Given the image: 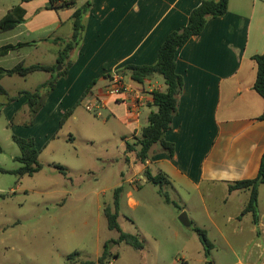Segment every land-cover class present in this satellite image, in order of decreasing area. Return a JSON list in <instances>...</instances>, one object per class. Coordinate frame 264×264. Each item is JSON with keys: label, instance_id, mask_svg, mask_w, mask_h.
<instances>
[{"label": "crops", "instance_id": "0c3cea01", "mask_svg": "<svg viewBox=\"0 0 264 264\" xmlns=\"http://www.w3.org/2000/svg\"><path fill=\"white\" fill-rule=\"evenodd\" d=\"M87 2L92 5L85 18L82 44L72 52L67 76L58 80L35 123L47 126L49 122L56 129L72 107L90 100L101 102V110L110 109L119 116L126 128L133 129L136 139L141 135L138 129L143 110L154 106L152 93L165 91L166 85L159 82L158 76L138 83L123 72L126 92L120 97H109L105 93L109 75L129 65H154L168 35L189 25L191 12L202 0H84L80 6ZM17 6L25 10L24 21L0 34V48L18 43L25 46L0 56V69L23 63L25 67L57 66L58 70L61 66L55 40L71 38L74 9L56 11L50 0H19L11 6L1 5L0 20ZM67 23V36L61 35ZM263 52L264 0H229L227 13L209 19L202 34L192 37L177 52V73L184 85L178 113L165 135L166 141L175 146V156L170 157L157 145L143 165L149 172L156 166L157 174L165 173L173 190L186 188L189 194L195 192L185 205L189 207L192 201V210L199 217L205 216L209 226L197 219V228L208 237L213 230L225 233L226 244L233 248L231 241H238L248 229L251 238L245 246L264 250V183L258 188L257 224L251 213H244L250 191L229 189L231 183L256 179L264 156V120H259L264 113V99L253 89L257 77L253 57ZM50 77L44 71L25 77L3 76L0 85L15 96L20 91H36ZM15 78L28 88H16L11 83ZM6 79L8 86L3 83ZM0 97L3 102L4 97ZM26 100L21 97L5 106L0 117L11 120L27 108ZM76 118L73 113L71 119ZM69 139L75 140L73 135ZM123 139L128 142L127 136ZM217 192L222 196L218 197ZM218 215L223 217L222 223L216 222ZM255 251L253 255L259 252Z\"/></svg>", "mask_w": 264, "mask_h": 264}, {"label": "rangeland", "instance_id": "374dc122", "mask_svg": "<svg viewBox=\"0 0 264 264\" xmlns=\"http://www.w3.org/2000/svg\"><path fill=\"white\" fill-rule=\"evenodd\" d=\"M76 1L77 6L84 2ZM17 2L0 0V7ZM67 29L70 23L60 34L66 35ZM157 79L165 86L162 77ZM3 83L8 86V79ZM11 83L16 88H28L19 78ZM156 110L155 106L143 110L138 133L148 125L149 112ZM74 113L76 119L70 117L61 127L63 116L56 129L49 122L47 126L35 120L31 123L28 108L11 120L0 117V169L22 167L15 161L20 149L13 136L34 140L42 167L32 176L0 170V264L97 261L106 244L112 255H118L108 264H264L262 248L245 246L251 238L248 229L238 241H231L234 248L226 244L225 233L214 230L208 237L213 248L202 243L196 220L209 227L208 220L192 210V201L189 207L185 205L196 193L167 186L165 191L175 205L167 204L159 187L147 182L146 169L136 154H126L123 137L127 136L131 144L136 140L133 129L126 128L119 116L110 109L88 111L86 104H79ZM71 135L75 140L69 139ZM150 172L157 174V167H151ZM118 187L123 191L116 205ZM217 196L221 197V192ZM131 200L136 204L131 205ZM107 208L118 212L121 231L137 236L143 249L112 242L120 233L109 228ZM184 212L192 223L190 227L179 219ZM215 219L223 222L221 215ZM255 250L259 252L253 255Z\"/></svg>", "mask_w": 264, "mask_h": 264}, {"label": "trees", "instance_id": "16d2710c", "mask_svg": "<svg viewBox=\"0 0 264 264\" xmlns=\"http://www.w3.org/2000/svg\"><path fill=\"white\" fill-rule=\"evenodd\" d=\"M22 1L31 2L34 0ZM50 3L51 8L56 11L74 9L71 17L73 21V33L71 38H59L55 40V43L59 46L58 65L62 67V70L58 71L57 66L48 67L43 65H33L25 67L23 63L16 65L12 69H0V78L3 76L14 75L25 77L37 71L49 72L51 74V77L34 92L20 91L15 96H11L8 91L0 85V96L5 99L0 103V111L10 103L18 101L21 97H26V106L29 110L31 123L43 107L46 98L56 89L58 80L67 76L69 69L72 66V62L70 61L71 54L82 44L83 34L86 28L85 18L92 5L90 2H87L78 7L77 1L57 5V0H50ZM228 6L229 0H202L201 4L191 12L189 25L181 31L173 32L168 35L159 50L158 60L154 65H129L119 71L120 73L127 72L131 75V78L138 83H144L147 79L160 76L164 79L166 85L165 91H155L152 93L153 105L157 108V111L152 112L149 115L148 125L142 129L140 137H135L136 141L133 144L126 142V154L135 153L137 160L142 165H146V161L151 157L153 148L157 145L170 157L175 156V146L174 144L166 141L165 135L172 128L173 119L178 113L179 98L182 94L184 85L183 78L177 73V52L192 37L202 34L209 19L223 17L228 11ZM24 17L25 10L20 6L15 7L0 20V34L17 27L24 21ZM23 46H25V44L22 43H18L16 45H6L0 48V56L7 55L9 52L20 49ZM253 60L257 63V77L253 89L264 99V52L260 55L254 56ZM94 84L95 82L87 89L83 97L90 92ZM79 104L80 102L64 115V118L61 121V127L63 126L64 121H67L73 115L75 108ZM259 120H264V113L259 117ZM13 141L20 149V155L15 158V161L20 162L22 167L13 171L0 170L4 173L17 174L21 176H32L40 171L42 168L38 160L40 151L36 147L34 140L13 136ZM0 152H2L1 146ZM146 180L147 182L159 187V193L164 197L167 204L175 205V203L170 199L168 193L165 191V187L171 186V182L165 173L159 172L156 176H153L147 169ZM263 183L264 156L262 158L259 175L256 179L238 181L229 185L231 192L236 190L250 191V200L244 213H251L256 224L259 220L258 188L259 185ZM122 191L123 187H118L115 190L116 205H118L119 197ZM105 214L108 220L109 228L111 230H117L120 233L119 238L112 241L114 244L125 243L138 250L144 248L143 243L137 236L121 231L117 220V211L112 212L109 208H107L105 210ZM196 232L200 236L202 243L212 249L213 244L209 240L206 232L198 228L196 229ZM208 252H210V249ZM111 257L116 258L118 255H112L108 250V244H106L102 256L99 257L97 261H84L80 264H108Z\"/></svg>", "mask_w": 264, "mask_h": 264}, {"label": "built area", "instance_id": "2783aa9c", "mask_svg": "<svg viewBox=\"0 0 264 264\" xmlns=\"http://www.w3.org/2000/svg\"><path fill=\"white\" fill-rule=\"evenodd\" d=\"M76 0H57V5H62L64 3L73 2ZM127 90V86L124 80V76L119 71H114L109 75L108 84L105 87V93L109 97H120ZM101 102H92L90 100L87 101L86 109L88 111H97L100 109Z\"/></svg>", "mask_w": 264, "mask_h": 264}, {"label": "water", "instance_id": "95a60500", "mask_svg": "<svg viewBox=\"0 0 264 264\" xmlns=\"http://www.w3.org/2000/svg\"><path fill=\"white\" fill-rule=\"evenodd\" d=\"M61 67H58V70L60 69ZM180 221L183 225L187 226V227H190L191 226V221L189 220L188 216H187V213L184 212L181 216H180Z\"/></svg>", "mask_w": 264, "mask_h": 264}]
</instances>
